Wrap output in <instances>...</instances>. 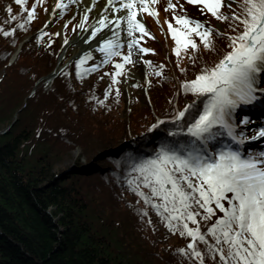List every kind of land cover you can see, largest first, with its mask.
Returning a JSON list of instances; mask_svg holds the SVG:
<instances>
[{"label":"trees","instance_id":"16d2710c","mask_svg":"<svg viewBox=\"0 0 264 264\" xmlns=\"http://www.w3.org/2000/svg\"><path fill=\"white\" fill-rule=\"evenodd\" d=\"M184 1L176 9L180 13L187 11L188 17L214 29L219 23L220 32L234 34L227 23ZM234 9L239 11L236 4ZM25 17L15 0H0V29H16L8 37L0 32V131L10 125L0 133V264H197L177 252L189 240L170 233L127 180L134 162L152 157L163 142L173 139L168 135L175 128L170 121L153 131L150 126L197 99L181 85L194 80L202 68L219 63L231 51L228 40L214 36L215 47L209 51L193 34L199 51L185 50L182 43L184 57L176 63L177 44L166 28L171 17L163 13L158 30L170 39L171 63L150 57L152 67L163 64L162 74L147 89L148 104L134 103L124 117L122 95L111 92L106 97L101 80L80 84L89 76H77L78 62L42 80L55 69L62 48L50 34L37 42L35 19L18 28ZM157 51L150 54L159 58ZM88 68L83 64L79 71ZM112 68L117 70L115 64L106 65L104 75H112ZM120 141L126 143L115 147ZM218 141L225 146L226 135ZM74 149L80 150L75 167L54 171ZM106 149L109 152L103 153ZM82 157L92 162L79 172ZM142 212L148 215L138 214Z\"/></svg>","mask_w":264,"mask_h":264},{"label":"snow or ice","instance_id":"6c2138e0","mask_svg":"<svg viewBox=\"0 0 264 264\" xmlns=\"http://www.w3.org/2000/svg\"><path fill=\"white\" fill-rule=\"evenodd\" d=\"M15 2L26 12L24 23L17 25L20 29L37 18V9L44 4V0H34L28 9V0ZM78 2L57 0L51 15L63 17L69 6ZM158 2L106 0L96 23L86 28L87 13L98 3V0H92V7L86 9L77 25L86 32L90 29L85 43H91L99 36L95 50L103 54L101 63L122 57L123 62L115 64L117 71L112 77L113 85L118 83L116 78L122 75L125 65L138 63L132 59L134 55L151 51L140 46L145 35L153 37L138 16L147 13L159 23V14L152 7ZM187 2L199 5L202 14L210 13L216 20L227 23L234 34L220 32L187 15H174L173 19L180 27L174 28L168 23V29L177 44L176 55H180L182 43L185 50L191 47L193 51H199L191 38L193 34L209 51L215 47L214 36L226 38L231 51L214 67L202 68L194 80L181 85L186 94L197 99L172 117L170 122L175 128L168 135L173 139L163 142L152 157L133 163L127 184L156 211L170 233L189 240L185 248L177 250L179 255L197 264H206V261L211 264H264V150L242 149L246 143L264 140V125L255 129L250 137L245 134L246 129L251 131L248 126L253 121L244 113V109L255 106L260 100L258 93L264 94V0ZM234 3L239 11L232 7ZM175 7L169 0L165 11H174ZM224 8H228L231 15L226 14ZM44 11L48 9L44 8ZM15 31V28L11 31L0 29L5 37L12 36ZM121 32L126 34L123 41ZM137 33H140L139 38ZM46 35L48 33L41 30L37 42ZM182 37L187 39L182 40ZM64 43L68 41L65 39ZM125 47L128 51L122 54L121 49ZM91 58L87 53L79 60L76 65L78 77L83 78L98 69L95 66L79 71ZM146 63L151 66V62ZM161 74L156 72V75ZM110 93L111 88L106 90L105 96ZM116 95L119 96L118 89ZM99 103L103 104V101ZM238 113L243 114L238 118ZM165 123L160 120L149 131ZM225 134L235 147L220 146L218 138ZM142 189H147V193ZM138 214L148 215L147 212ZM202 224L206 230H202Z\"/></svg>","mask_w":264,"mask_h":264},{"label":"rangeland","instance_id":"374dc122","mask_svg":"<svg viewBox=\"0 0 264 264\" xmlns=\"http://www.w3.org/2000/svg\"><path fill=\"white\" fill-rule=\"evenodd\" d=\"M31 2H33V0H28V5L27 7L30 9V4ZM52 0H45V3L42 7H39L37 9V18L35 20L38 21V29L37 32H40L41 30H43L44 32L50 34L51 36H54V38H56L57 42L61 45V52L58 56V62L59 63H63L64 65L66 64H71L74 62H79V60L83 57L77 58V59H71L72 56L75 53L76 50V46H70V42L73 38V36H76L78 30H80L77 25L81 22V18L78 14V12H75V9H80L85 0H79L78 3L76 4H71L69 6V10L65 13V15L63 17H55L54 20H52L51 22L47 21V16L49 14V10H50V4H51ZM185 1L184 0H172V3L175 4V10H169V11H165V8L168 6L169 0H159V3H157V5H152V7L156 10L157 7V12H158V17H162L163 13H166L167 16L169 15V18L171 17V22L174 23L175 19H173L174 15L175 16H182L185 15V13L187 11H185L184 14L180 13L181 11H177L176 9L179 8L181 6V4H183ZM156 6V7H155ZM232 7H234V4L232 5ZM44 8H47L48 11L45 12ZM227 10L228 14H231V12L229 11L228 8H225ZM224 9V10H225ZM144 20L146 21L143 22L145 23V27L147 29V31L151 34L150 38L149 36L145 35L143 37V39L140 41V46L141 45H145L147 47V49H150L151 51L147 54H137L134 55L132 57L133 60L138 61V63L135 64H127L125 65V68L122 70V75H120L119 77H117L116 79L118 80V83L113 85L112 84V77L114 76L115 72L117 70H115L114 68L111 69V74L109 77L104 75L103 73V68L110 64L113 65L116 64V62L118 63H122V57H115V58H111V61L107 64L101 63V61L104 59L103 54H101L100 52L96 51V50H92L89 53L91 54V59L86 61V66L88 67H95L98 66V72H101L100 75H92L91 73H87L86 75L89 76L88 79H82L80 84L87 85V83L91 80L94 81V79L96 80H101L102 82V88L103 91L106 92V90H108L109 88H111V92H116V90H119V94L122 95L123 98V108H122V116L127 117V112L128 109L136 102L140 103L141 105H145L148 104V100H147V89L149 88L151 81L154 78H158L159 75H156V72H160L163 69V64H157V67H152L146 63V62H151V58L155 59V62L159 61L165 63L166 65H170L172 58H169V50L170 52L173 54L172 49H170V42H169V37L164 36V32H161L158 30V26H160L159 23H157V18H154L153 23L150 16L147 13L143 14ZM140 19V18H138ZM197 20V18H196ZM48 25V27H45V25ZM90 24V18H88V21L85 24V27ZM149 26H148V25ZM65 25H67L65 27ZM168 27V24L167 26ZM215 27L218 30H221V25H219V23H215ZM75 29V31L73 30ZM56 33H60V35H56ZM137 38H139L140 33H137ZM32 36V35H31ZM31 36L29 35L28 37L31 38ZM99 38V36L97 37ZM169 40H168V39ZM194 38V37H193ZM65 39L68 41L67 44L64 43ZM121 39L122 41L126 39V34L124 32H121ZM27 40V37L24 38V41ZM153 40V41H152ZM97 39L96 40H92L91 43H85L86 45L92 44V43H97ZM143 43V44H142ZM90 46V45H89ZM142 47V46H141ZM158 48L157 52L161 51V55L159 58L155 56H153L150 53L154 52V49ZM181 50V48H180ZM122 54H126L127 53V48H122L121 49ZM144 55H146V59L144 58ZM158 56V54H157ZM149 57V58H148ZM151 57V58H150ZM184 57V54L182 52H180V55L177 56L175 55L174 58V62H178L179 60H181V58ZM172 65V64H171ZM162 66V67H161ZM56 68V67H55ZM137 76V78H136ZM140 78V79H139ZM134 85H138V86H134ZM264 103V101H263ZM240 116V115H239ZM238 116V118H239ZM254 124H251L253 126H248L249 129H251V131L255 130V127H259V123H264V119L262 120H255ZM10 125L9 124H5L2 127L1 131H5L6 129H8ZM245 134L247 136H251V133L246 129L245 130ZM126 142L124 141H120L119 143H117L115 145V147L118 146H123ZM255 147L259 148V145H256ZM243 150H247V148L243 147ZM105 151H109V150H103L102 152L104 153ZM250 151V150H248ZM251 151H258L256 149H252ZM80 150L78 149H74L71 152V158L66 160L65 162H62L60 164H57L54 168V171L57 170H70L71 168H74L75 166L73 165L74 163V159L78 156ZM101 153V152H100ZM98 154L95 155V157H97ZM92 161L86 162V159H84L83 157L80 159V166L84 167L86 169V167L88 166V163L90 164ZM79 167V166H78Z\"/></svg>","mask_w":264,"mask_h":264},{"label":"bare ground","instance_id":"6f19581e","mask_svg":"<svg viewBox=\"0 0 264 264\" xmlns=\"http://www.w3.org/2000/svg\"><path fill=\"white\" fill-rule=\"evenodd\" d=\"M57 2V0H52L51 2V6H50V10H49V14L47 16V21L51 22L52 20H54L55 17L57 16H53L51 15L52 9L54 8L55 3ZM106 5V0H98V3L96 4V6L94 8H92V11L87 13L88 18H90V24H88L86 26V28H89L90 25H94L96 23V21L98 20L100 13L102 12L104 6ZM92 7V0H85L83 6L80 9H75V12H78L80 18L82 19V16L85 14V11L87 8ZM111 15V14H109ZM138 18L142 19V17ZM105 31H107V29H105ZM89 32L83 31V30H78L76 36H73L71 42H70V46H76V50L74 55L72 56L71 59H77L80 58L82 56H84L85 54L89 53L92 50H95L97 48V43H92L89 45L85 46V39L89 38ZM97 40H99V38H97ZM137 78V76H136ZM138 79V78H137ZM140 79V78H139ZM254 131L250 132L251 135L253 134ZM262 140L260 141H254L255 144L260 143ZM260 150V149H258Z\"/></svg>","mask_w":264,"mask_h":264},{"label":"water","instance_id":"95a60500","mask_svg":"<svg viewBox=\"0 0 264 264\" xmlns=\"http://www.w3.org/2000/svg\"><path fill=\"white\" fill-rule=\"evenodd\" d=\"M57 69H58V66L56 65V68L50 74L45 76L43 79L48 80V79L54 77L57 74ZM60 69H61V67H60ZM3 132H4V130L0 131V133H3ZM107 152H109V151H105L104 153H107ZM83 169H84V167L76 168V170L79 172H82Z\"/></svg>","mask_w":264,"mask_h":264}]
</instances>
